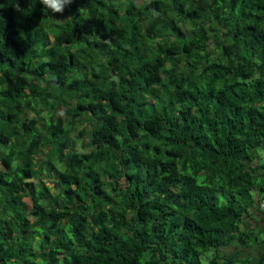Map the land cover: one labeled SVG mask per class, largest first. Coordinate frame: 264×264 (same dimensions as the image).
Returning a JSON list of instances; mask_svg holds the SVG:
<instances>
[{
    "label": "trees",
    "instance_id": "1",
    "mask_svg": "<svg viewBox=\"0 0 264 264\" xmlns=\"http://www.w3.org/2000/svg\"><path fill=\"white\" fill-rule=\"evenodd\" d=\"M260 193L264 0H0V264H264Z\"/></svg>",
    "mask_w": 264,
    "mask_h": 264
},
{
    "label": "rangeland",
    "instance_id": "2",
    "mask_svg": "<svg viewBox=\"0 0 264 264\" xmlns=\"http://www.w3.org/2000/svg\"><path fill=\"white\" fill-rule=\"evenodd\" d=\"M163 36H165L164 38H166L167 33H165L164 31H161L159 38L161 39ZM259 195L261 198H263V202H264V193H260ZM248 221L252 224L250 219ZM212 255H213V250H209L205 252L204 254H202L200 256L201 264H208V260ZM252 258H253V255H250V253H247V252L244 254H240L239 257L236 259L237 261L235 262V264H248L249 261L252 260Z\"/></svg>",
    "mask_w": 264,
    "mask_h": 264
},
{
    "label": "clouds",
    "instance_id": "3",
    "mask_svg": "<svg viewBox=\"0 0 264 264\" xmlns=\"http://www.w3.org/2000/svg\"><path fill=\"white\" fill-rule=\"evenodd\" d=\"M64 0H41V3L46 7L51 8L54 12H61L62 13V3ZM72 2V0H70ZM16 10L19 11V5L15 6Z\"/></svg>",
    "mask_w": 264,
    "mask_h": 264
},
{
    "label": "crops",
    "instance_id": "4",
    "mask_svg": "<svg viewBox=\"0 0 264 264\" xmlns=\"http://www.w3.org/2000/svg\"><path fill=\"white\" fill-rule=\"evenodd\" d=\"M259 217L257 218V221L256 219H254V222L251 220L252 223H254V225L257 227V228H263L264 227V213L263 212H259V213H256Z\"/></svg>",
    "mask_w": 264,
    "mask_h": 264
},
{
    "label": "built area",
    "instance_id": "5",
    "mask_svg": "<svg viewBox=\"0 0 264 264\" xmlns=\"http://www.w3.org/2000/svg\"><path fill=\"white\" fill-rule=\"evenodd\" d=\"M261 206L264 207V202L262 201Z\"/></svg>",
    "mask_w": 264,
    "mask_h": 264
}]
</instances>
